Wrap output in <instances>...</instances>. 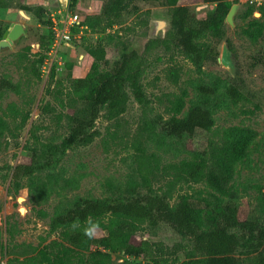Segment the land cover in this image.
<instances>
[{
  "label": "rangeland",
  "instance_id": "1",
  "mask_svg": "<svg viewBox=\"0 0 264 264\" xmlns=\"http://www.w3.org/2000/svg\"><path fill=\"white\" fill-rule=\"evenodd\" d=\"M40 1L46 7L43 22L32 8L39 5L38 0H14L0 7V19L9 26L18 20L26 29L12 48L0 53L2 76L18 84L17 91L0 93V117L6 123L0 133V264H60L57 259L65 241L52 228L53 217L78 196L106 198L131 185L134 192H145L138 163L142 152L153 171L150 176L155 187L165 183L166 165L196 159L202 153L223 187L233 193L223 196L205 180L177 190L173 202L181 193L200 194L204 202L218 196L222 202L233 199L241 218L256 213L264 220V0H233L237 5L234 23L226 16L199 41L204 50L214 51L200 66L174 44L164 46L160 40L148 46L151 39L166 38L171 28L170 6L163 0H124L120 16L112 18L102 17L107 0H69L68 9L79 15L72 28V46L54 44L52 13L58 20L65 14L59 11L60 1ZM179 4L190 6L199 18L215 7L205 0H179ZM111 6L114 14L116 8ZM95 46L106 50L105 58L98 61L101 72L113 68L123 51L136 50L146 56L144 84L154 117L169 118L176 103H181L180 116H184L194 103L205 99L202 85L214 87L217 95H210L208 105L215 125L182 143L167 137L171 141L167 145L160 140L162 133L159 139L146 140L139 132L142 108L132 97L117 119L108 120L102 111L97 120L101 135L93 143L67 152L57 171L71 179L68 186H42L40 180L24 177L16 188L14 170L29 161V147L58 142L66 134L67 115L82 103V92L75 91L73 79L91 73L96 59L88 49ZM224 47L231 66L222 61ZM235 79L243 84L244 98L238 104L226 94ZM242 135L249 136L251 143L244 157L234 161L233 153L226 152L227 145ZM221 160L229 162L231 170L223 168ZM113 224L107 215L95 221V239L87 250L80 251L76 264H94L93 253L108 251L102 239L106 227ZM135 240L148 243L146 256L136 260L161 254L158 244L172 250L178 242L189 243L165 224L142 225ZM126 259L117 250L112 252L111 264ZM162 260L163 264H193L184 251L167 254Z\"/></svg>",
  "mask_w": 264,
  "mask_h": 264
},
{
  "label": "trees",
  "instance_id": "2",
  "mask_svg": "<svg viewBox=\"0 0 264 264\" xmlns=\"http://www.w3.org/2000/svg\"><path fill=\"white\" fill-rule=\"evenodd\" d=\"M14 0H0V7L9 6ZM170 6V25L166 38H154L148 43L163 40L164 46L174 44L200 66L214 51L204 50L199 41L209 32L214 31L229 13L233 0H205L214 3L213 11L204 18L197 17L188 5L179 4V0H163ZM124 0H107L104 3L102 17L120 16V7ZM116 12L112 14V5ZM39 22L45 18L46 7H32ZM118 9V11H117ZM9 23L0 19V40L3 38ZM88 52L96 59L91 73L86 77L73 79L76 92H82L81 105L67 115V132L60 141H50L29 147V161L15 167L13 178L16 188L20 181L28 177L29 181L40 180L42 186L47 184L64 189L71 179L57 171L70 149L87 146L93 143L101 132L97 120L102 111L108 120L117 119L128 107L133 97L142 108L139 132L142 137L159 139L171 144L167 137L182 143L187 137H194L199 132H206L215 125L212 109L208 105L210 95L217 91L210 85H202L205 99L194 103L184 116H180L181 103L175 104V112L167 119L154 117L150 113V98L144 84L148 60L136 50L123 51L113 68L107 72L99 70V62L105 58L104 47L95 46ZM171 74L175 75L172 70ZM4 90H18V84L2 76L0 72V93ZM243 84L237 79L231 82L226 94L235 103L244 98ZM0 117V133L5 127ZM251 139L247 135L229 141L226 152L233 153V160H241L249 148ZM223 168L231 170V164L221 160ZM143 193L134 192L131 185L118 189L117 194L106 198L78 196L70 201L67 209L52 219V228L59 231L65 241L58 255L60 264H76L81 258L80 251L87 250L95 239L93 229L95 221L109 216L114 222L106 227L103 245L108 250L93 253L94 264H111L112 252L121 250L128 259L119 264H163L162 258L167 254L184 251L188 262L193 264H264V220L253 213L243 219L239 207L233 199L226 202L210 201L200 194L181 193L173 202L175 192L185 185L198 184L207 180L223 196L233 193L226 190L210 169L209 160L204 154L196 159H183L164 167L165 183L154 186L150 176L153 171L144 152L139 154ZM43 176V177H42ZM112 186V185H109ZM113 187V186H112ZM114 189V188H112ZM148 224L151 227L168 225L189 243L178 242L174 249L158 244L161 254L152 259L136 260L148 253V243L136 242L135 237L140 227ZM1 247V243H0ZM173 252V253H172Z\"/></svg>",
  "mask_w": 264,
  "mask_h": 264
},
{
  "label": "water",
  "instance_id": "3",
  "mask_svg": "<svg viewBox=\"0 0 264 264\" xmlns=\"http://www.w3.org/2000/svg\"><path fill=\"white\" fill-rule=\"evenodd\" d=\"M60 5L63 9L68 8L69 0H59ZM237 9V5L233 4L228 15L227 20L229 23L233 24V16L235 14V11ZM23 13V11H22ZM26 34V29L24 24L20 22H13L10 24V26L5 31L3 38L0 40V53L5 50L12 48L24 35ZM222 61L225 65L231 66V63L228 58V50L227 47H224L223 53H222ZM19 212L21 215L25 214L24 208H20Z\"/></svg>",
  "mask_w": 264,
  "mask_h": 264
},
{
  "label": "built area",
  "instance_id": "4",
  "mask_svg": "<svg viewBox=\"0 0 264 264\" xmlns=\"http://www.w3.org/2000/svg\"><path fill=\"white\" fill-rule=\"evenodd\" d=\"M59 11L65 12L63 18L59 20L52 13V23L54 24L55 31L54 44L59 45L63 43L64 45L72 46V43H74L72 28L79 22V15L68 8L63 9L60 7Z\"/></svg>",
  "mask_w": 264,
  "mask_h": 264
},
{
  "label": "crops",
  "instance_id": "5",
  "mask_svg": "<svg viewBox=\"0 0 264 264\" xmlns=\"http://www.w3.org/2000/svg\"><path fill=\"white\" fill-rule=\"evenodd\" d=\"M38 3H39L40 5H41V4L44 5V4H43V1L38 0ZM0 18H1V17H0ZM13 22H19V21H18V20H14V21H12V23H13Z\"/></svg>",
  "mask_w": 264,
  "mask_h": 264
},
{
  "label": "clouds",
  "instance_id": "6",
  "mask_svg": "<svg viewBox=\"0 0 264 264\" xmlns=\"http://www.w3.org/2000/svg\"><path fill=\"white\" fill-rule=\"evenodd\" d=\"M94 230H95L94 228H93V229H89V230H88V234L91 235L92 232H94Z\"/></svg>",
  "mask_w": 264,
  "mask_h": 264
}]
</instances>
